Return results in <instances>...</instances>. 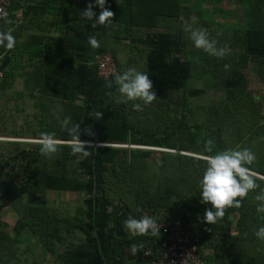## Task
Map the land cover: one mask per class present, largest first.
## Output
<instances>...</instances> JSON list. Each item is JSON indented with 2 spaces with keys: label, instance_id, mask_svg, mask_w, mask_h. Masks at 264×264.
I'll return each instance as SVG.
<instances>
[{
  "label": "trees",
  "instance_id": "obj_1",
  "mask_svg": "<svg viewBox=\"0 0 264 264\" xmlns=\"http://www.w3.org/2000/svg\"><path fill=\"white\" fill-rule=\"evenodd\" d=\"M199 1L200 6L204 2L214 3L218 0ZM236 1L240 11L233 14L234 24L231 27H226L224 23L217 24L215 37L209 35L210 39L217 41L218 48L227 46L230 49L229 54L218 58L203 49H197L194 43L183 41L194 46L182 48L183 57L190 63L188 80L193 79L200 86L223 93L221 99H214L206 104L207 110L200 121L192 124L184 115L174 118V109L161 97H157L150 105H143L139 100L125 103L113 98L112 101L111 94L117 91L114 76L108 80L113 83L106 93L111 92L104 100L110 108L109 115L106 114L107 117L100 121L94 120L92 125V122L89 123L93 133L91 140L102 144L128 146H86L102 168L98 173L104 176L101 185L103 184V191L109 197L105 199L106 204L118 203L128 217L140 218L148 215L154 219L171 216L180 218L191 232L206 264H264V240L255 235L259 227L264 226V220L260 219L264 213L257 212L259 202L255 200L256 195L264 189V179H257L259 187L249 191L242 200L241 207L228 208L225 216L216 224H207L202 217L211 204L201 203L199 183L207 165L203 159L197 158L199 156L190 155L209 154L203 152L204 143L208 139L214 141L213 153L210 154L235 149V146L241 145V149L249 148L256 155L255 162L248 167L264 176V116L261 105L256 102L248 88L245 74L249 53L255 54L257 59L264 58V0ZM181 4V0H120L118 10L113 11L115 17L112 22L116 26L124 27L126 37L134 36L136 40H145L157 28L167 27L170 20L179 18L182 14ZM105 7L109 8L107 5ZM71 9L72 7L64 5L56 11L57 15L62 16L60 22L64 21L63 16ZM95 10L98 11V16L101 9L97 6ZM232 13L234 11H225L227 16ZM80 17L81 13L76 11L70 22L75 23ZM134 26L137 27L136 32L133 30ZM155 37L156 39L151 40V52L148 51L145 57L142 55L145 64L141 71L147 72L150 78L152 74L159 89L161 82L164 83L162 75L169 73L168 62L164 59L171 53L167 47L172 43L183 45V42H179L176 36L177 39H171L169 45L166 34L157 33ZM138 45L146 47L143 43H134L133 46L139 48ZM32 53V57L37 56L38 60L31 63L32 70H22L25 73V88L30 92L39 90V101H34V108L37 109L35 116L39 121L35 123L37 128L31 131L30 136L39 138L42 132H50L55 133L62 141H69L71 137L61 127V121L70 117L71 123H79L83 130L86 115L83 105H59L61 100L69 98L72 87L69 75L75 69L76 59L67 51L63 37H55L46 43L39 37ZM112 54L117 62L114 53ZM225 65H228L227 69ZM18 69V64L14 62L11 69L4 72L3 88L17 80ZM118 73L123 72L118 70ZM116 94L120 97L119 92ZM184 99L187 100L186 106H189L188 95ZM134 103H141L143 111L133 110ZM150 116L154 118L150 119ZM17 135L25 137L24 134ZM80 139L90 140L83 131ZM19 144L15 143L19 152L11 158L21 166L13 167L14 172L12 167L9 168L12 171L5 172L7 183L15 185L18 196H36L46 189L79 192L88 188V183L77 173L80 166L79 155H73L66 144L51 156L42 155L39 144L22 150ZM131 145L161 147L174 151L158 152L155 149L135 148ZM182 151L189 154L181 153ZM7 183L5 186L0 183V197H6L7 201L17 200L7 199ZM13 205L20 213L19 221L27 220L24 225L30 224L45 244L54 237L60 239L56 227L62 221L61 217L53 214L48 206L27 202ZM83 209L66 219L69 229L82 223L88 211L87 208ZM49 218L55 223L54 225L50 222L56 230L44 232L48 228ZM32 220L36 224H31ZM161 238V234H131L115 239L114 251L122 264H147L156 254L144 255L145 251L148 248L156 251ZM141 244L143 247H137V253H131L128 260L126 247Z\"/></svg>",
  "mask_w": 264,
  "mask_h": 264
},
{
  "label": "crops",
  "instance_id": "obj_2",
  "mask_svg": "<svg viewBox=\"0 0 264 264\" xmlns=\"http://www.w3.org/2000/svg\"><path fill=\"white\" fill-rule=\"evenodd\" d=\"M119 2L120 0H106L105 5L112 11H117ZM89 3H92L95 9L98 6L95 0H12L7 18L13 21L16 28L14 36L17 42L11 51L0 48V69L4 72L10 70L14 62L18 64L19 69L15 83L2 87L0 96L6 95L9 88L19 82L20 94L29 96L33 102L39 101V90L30 92L25 88L23 81L25 73L22 70H32L31 63L38 60L37 56L32 57V50L37 46L39 37H42L45 43L55 37H63L66 40V49L74 55L76 64L74 71L69 75L72 81L69 98L61 100L59 105L77 103L85 106L84 129L88 128L89 119L90 122H93L92 119L97 120L94 118L97 110L103 113L102 119L107 117L106 114L109 115L110 108L104 101L105 93L109 90L106 86L109 81L97 73L96 54L108 50L107 52L114 53L118 63L127 64L130 63L131 57L137 55V51L139 55L141 53L140 48L133 46L134 43L141 44L140 42L145 41L150 44L153 38L156 39L157 33L159 35L165 33L155 32L156 29L153 35H149L145 40H136L134 36L126 37L124 27L116 26L113 22L111 25H97L96 28L92 27L91 21L83 19L82 16L75 23L70 22L74 13L76 11L81 13ZM64 5L72 7L73 10L67 11L63 16L64 21L60 22L62 16L57 15L56 11ZM94 8L93 10L98 13ZM6 27L8 25L3 20L0 28ZM136 29L134 26L133 30ZM91 35H96L100 43L99 48L93 49L89 45L88 37ZM17 202L18 200L0 199V264H122L115 254L114 240L127 237L131 233L123 225L128 215L118 203H94L92 200L91 204L86 202L87 214L82 223L73 229H69L65 222L71 215H59L62 221H59L56 229L60 239L54 237L45 244L30 224L24 225L27 220L19 221L20 213L13 205ZM26 202L43 205L45 201L20 200L18 204L23 205ZM33 221L31 224L34 225ZM47 221L49 225L44 232L56 230L50 224L53 221L50 218ZM53 224L55 225L54 222ZM135 251L133 247L127 246L126 258L130 260V254H135Z\"/></svg>",
  "mask_w": 264,
  "mask_h": 264
},
{
  "label": "rangeland",
  "instance_id": "obj_3",
  "mask_svg": "<svg viewBox=\"0 0 264 264\" xmlns=\"http://www.w3.org/2000/svg\"><path fill=\"white\" fill-rule=\"evenodd\" d=\"M181 1L182 14L180 15V17L170 20L169 24H167V27L162 26L157 28V30L155 31L165 33L167 37H169V45L170 40L176 38V36L178 38V41L180 40L179 42L187 41L190 44L193 43V41L190 39L189 32L185 31V24L190 25L193 29H205L207 30L208 34L214 38V31L217 30V24L224 23L226 27H231L234 24L233 22H235L233 14H235V12L237 11H240V6L236 0H218L214 3L204 2V4H201L200 6L199 0ZM225 11H234V13L230 14V16H227L225 14ZM141 43L145 44L146 47L144 48L142 45L137 46L140 48V55L138 53L139 51H137V55L131 57L130 63H118L119 71L124 72L129 68H136L138 71H141V67H144L145 64L144 62H142V55L145 57V55H147V52L150 51L151 48H153V42H151L150 44L145 41ZM178 44L175 45L174 43H172L169 48L167 47V50H171V53L164 57V59L168 62L167 66H169V73H167V75H162V77L164 78V83L161 82L162 85L159 89L157 85H155L154 78L151 74V79L153 81V90L155 91L157 97H161L162 99L169 102L170 106L174 109V111L172 112L174 118H179L184 115L189 119L188 121H190V123L194 124L195 121L198 122L203 118L207 110L205 108V106H207L206 104L214 99H221L223 97V93L220 90L211 88L208 89L203 85L200 86L201 84L199 82L193 81V79L188 80L190 78V63L185 57H183L182 48L194 46L185 44L184 42L183 45L182 43L179 45ZM249 55V64L245 69V74L248 80V88L255 98L256 102H259V104L261 105L262 113L264 116V58L257 59L256 55L252 53H249ZM174 59L176 61H174ZM8 86H10V84H8ZM19 91L20 83L16 82V84L12 85V87L9 88L8 92H6V95L0 96V170H2L0 172H3L2 174H0V183H2L4 186L8 182L7 175L5 174L6 170L12 171L9 170V168L12 167L14 172L15 170L13 167L21 166V164L15 163L11 158L13 155L19 152V150H17L18 147L17 145H15V143H20L19 147L22 150L23 148H32L31 146L33 144H38L36 143V141L39 139L31 138L30 136L31 131L37 128L35 126V123L39 121V119L35 116L37 109L34 108L33 100H31L29 96L20 94ZM110 92L111 91L106 93V95ZM117 92L118 90L111 94L112 101L113 98L116 101H121L119 95L117 96L116 94ZM187 95L189 99V106H186L185 101L187 100L184 99ZM157 97L156 99H158ZM107 98L109 99V96H107ZM153 118L154 117L150 116V119ZM92 120L94 121V119ZM92 124L93 122L91 123V125ZM93 126L95 127V125ZM97 127L99 126L97 125ZM17 134H24L25 137H18L19 135ZM84 134L90 140L82 139V141L91 142L90 145L87 146H128L127 144L123 145L96 143L94 142V140H91L93 135H89L87 133ZM131 147L155 149L158 150V152L174 151L172 149L146 145H131ZM235 147H237L235 148L237 150L239 148L241 149V145H237ZM90 152L92 153V151ZM181 153L189 154V152L186 153V151H182ZM190 155L200 156L193 153H190ZM158 156H160V154ZM93 157V154L84 158L79 156L80 166L77 173L82 180H85L88 183V188L84 191L74 192L46 189L45 192L37 193L36 196H29L27 194L18 196V193L15 190V185H12V183H7V199L17 198L18 202L20 200L29 201L37 199L39 202H41V200H44V204L48 206V208H50L53 214H56L58 216H73L80 209L88 208L87 204H91V200L94 201V203L105 202V199L109 197L103 191V184L101 185L104 176H102L101 173H98L102 168L100 164L96 162V160H94ZM254 173L261 175L257 172ZM5 198L0 197L1 200H5Z\"/></svg>",
  "mask_w": 264,
  "mask_h": 264
},
{
  "label": "clouds",
  "instance_id": "obj_4",
  "mask_svg": "<svg viewBox=\"0 0 264 264\" xmlns=\"http://www.w3.org/2000/svg\"><path fill=\"white\" fill-rule=\"evenodd\" d=\"M96 5L101 9L99 15L93 10L92 3L81 12L83 19L92 22V27L96 28L97 25H111L115 17V13L109 8L105 7L106 0H95ZM4 23L8 25L6 28H0V48L5 51H11L16 46V31L13 26V21L7 18V14L2 17ZM95 18V19H94ZM185 31L189 32L190 39L193 41L197 49H203L210 55L218 58H223L229 54L230 49L227 46L217 47V41L209 38L207 30L202 28H191L190 25L185 24ZM88 43L93 49L100 47V43L96 35L88 37ZM228 65H225L227 69ZM115 84L120 94V100L127 103L128 101H142L143 105H150L157 97L153 90V81L147 72L138 71L136 68H129L121 73L115 74ZM112 81L107 83V87H112ZM141 103H134L133 110L143 111ZM103 113L96 112L94 118L101 120ZM61 127L67 131L71 140L65 142L58 139L55 133L42 132L39 139L36 141L40 145V153L42 155L51 156L56 153L59 147L67 145L71 148L73 155H79L82 158L91 155L92 153L87 150V145L90 141H82L81 126L79 123L72 124L70 117H66L61 121ZM84 133L93 135L91 126L83 129ZM214 141L212 139L206 140L203 146V152L209 154H201L199 159L206 162V169L204 170L203 177L200 180L201 203L211 204V207L206 209L203 214V221L207 224H216L219 219L225 216L226 210L231 207H241L242 200L247 197L249 191L255 190L259 187L257 179H264L259 177L258 174L248 167L256 160L255 153L249 148L243 149H226L213 153ZM255 200L258 201L257 212L264 213V189L261 193L256 195ZM264 220V215L260 216ZM123 225L127 231L132 235H160V226L156 220L148 215L140 218L129 216L123 221ZM256 237L264 240V226L259 227L255 233ZM137 247L143 245H134L133 251Z\"/></svg>",
  "mask_w": 264,
  "mask_h": 264
},
{
  "label": "built area",
  "instance_id": "obj_5",
  "mask_svg": "<svg viewBox=\"0 0 264 264\" xmlns=\"http://www.w3.org/2000/svg\"><path fill=\"white\" fill-rule=\"evenodd\" d=\"M12 0H0V23L8 15ZM95 66L98 75L109 80L118 73L117 62L111 52L101 51L95 56ZM5 78V73L0 69V89ZM137 218V217H135ZM160 226L161 241L156 251L148 248L144 255L156 254V257L147 264H206L200 255L198 245L195 243L191 232L177 217L155 219ZM151 235V234H148ZM137 253V251H135Z\"/></svg>",
  "mask_w": 264,
  "mask_h": 264
},
{
  "label": "water",
  "instance_id": "obj_6",
  "mask_svg": "<svg viewBox=\"0 0 264 264\" xmlns=\"http://www.w3.org/2000/svg\"><path fill=\"white\" fill-rule=\"evenodd\" d=\"M114 146H119V145H114ZM258 176H260V177H264V176H261V175H258Z\"/></svg>",
  "mask_w": 264,
  "mask_h": 264
}]
</instances>
